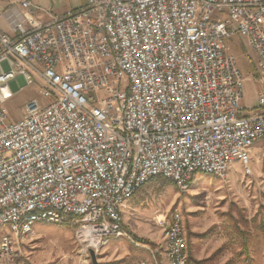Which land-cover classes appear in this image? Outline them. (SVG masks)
Masks as SVG:
<instances>
[{
    "label": "built area",
    "instance_id": "1",
    "mask_svg": "<svg viewBox=\"0 0 264 264\" xmlns=\"http://www.w3.org/2000/svg\"><path fill=\"white\" fill-rule=\"evenodd\" d=\"M0 14V264H26L20 241L37 224L71 226L84 254L129 239L122 209L157 178L186 193L198 174L248 173L264 141V92L244 115L243 79L225 40L244 37L264 84V0H85L43 25L9 0ZM7 65V70L1 68ZM22 77L46 101L9 122ZM181 216L163 223L167 264L187 260Z\"/></svg>",
    "mask_w": 264,
    "mask_h": 264
},
{
    "label": "rangeland",
    "instance_id": "2",
    "mask_svg": "<svg viewBox=\"0 0 264 264\" xmlns=\"http://www.w3.org/2000/svg\"><path fill=\"white\" fill-rule=\"evenodd\" d=\"M59 9L63 8L55 10ZM225 46L243 79L244 115H251L258 107V92H264L256 55L240 35L226 39ZM1 68L6 71L8 67L2 64ZM8 89L15 94L3 106L9 122L22 117L29 101H46L40 95L41 86L28 87L22 77L8 83ZM248 169L249 173L234 162L223 181L198 174L183 194L172 183L154 179L122 209L129 239L103 247L95 254L97 264H167L163 223L174 211L181 216L189 259L204 264H264V141L255 143ZM2 237H12L8 226L0 228ZM220 248L224 250L214 255ZM81 250L74 227L37 224L20 241L18 254L26 264H92L89 254Z\"/></svg>",
    "mask_w": 264,
    "mask_h": 264
},
{
    "label": "crops",
    "instance_id": "3",
    "mask_svg": "<svg viewBox=\"0 0 264 264\" xmlns=\"http://www.w3.org/2000/svg\"><path fill=\"white\" fill-rule=\"evenodd\" d=\"M38 9H33L32 15L25 22L26 29H32L36 25H43L50 21L51 17H61L65 14L82 8L85 5V0H31ZM10 7L9 0H0V14L4 13ZM62 7L56 11V8ZM0 30L11 35L4 20L0 19Z\"/></svg>",
    "mask_w": 264,
    "mask_h": 264
},
{
    "label": "trees",
    "instance_id": "4",
    "mask_svg": "<svg viewBox=\"0 0 264 264\" xmlns=\"http://www.w3.org/2000/svg\"><path fill=\"white\" fill-rule=\"evenodd\" d=\"M232 236V235H231ZM141 243V242H140ZM144 243V242H143ZM242 244L244 245V248L245 249H247L246 248V238H243L242 239ZM145 245H148L147 243H145ZM222 250H224V248H220V250H218L214 255H218ZM187 260L189 261V262H192V263H194V264H204L205 263V261H194V260H191V259H189V257H187ZM207 261V260H206Z\"/></svg>",
    "mask_w": 264,
    "mask_h": 264
},
{
    "label": "water",
    "instance_id": "5",
    "mask_svg": "<svg viewBox=\"0 0 264 264\" xmlns=\"http://www.w3.org/2000/svg\"><path fill=\"white\" fill-rule=\"evenodd\" d=\"M89 257H90V261L92 264H97L96 255H95L94 251H92V250L89 251Z\"/></svg>",
    "mask_w": 264,
    "mask_h": 264
}]
</instances>
